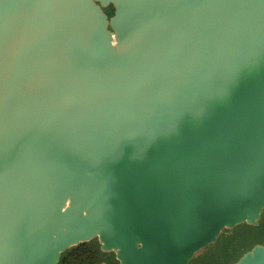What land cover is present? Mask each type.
<instances>
[{"label":"water","instance_id":"95a60500","mask_svg":"<svg viewBox=\"0 0 264 264\" xmlns=\"http://www.w3.org/2000/svg\"><path fill=\"white\" fill-rule=\"evenodd\" d=\"M242 227L264 230V0H0V264L93 241L193 264Z\"/></svg>","mask_w":264,"mask_h":264},{"label":"rangeland","instance_id":"374dc122","mask_svg":"<svg viewBox=\"0 0 264 264\" xmlns=\"http://www.w3.org/2000/svg\"><path fill=\"white\" fill-rule=\"evenodd\" d=\"M229 243L232 244L231 250L232 254H235L234 260L231 263H235L248 249L254 247L258 243H264V230L263 229H248L245 227L238 228L235 230V235L232 237H227L226 239ZM220 243L212 247L208 250V253L212 254L213 256L207 260L210 264L220 262L221 256L223 255V251H220ZM222 250V249H221ZM230 251V249H229ZM203 258L198 257L193 264H202Z\"/></svg>","mask_w":264,"mask_h":264},{"label":"flooded vegetation","instance_id":"af4514ba","mask_svg":"<svg viewBox=\"0 0 264 264\" xmlns=\"http://www.w3.org/2000/svg\"><path fill=\"white\" fill-rule=\"evenodd\" d=\"M84 244L79 246L61 264H118L113 254L104 253L97 244ZM231 254V253H230Z\"/></svg>","mask_w":264,"mask_h":264},{"label":"trees","instance_id":"16d2710c","mask_svg":"<svg viewBox=\"0 0 264 264\" xmlns=\"http://www.w3.org/2000/svg\"><path fill=\"white\" fill-rule=\"evenodd\" d=\"M109 13H112V8L111 9H109V10H107ZM245 228H248V229H253V230H255V228H251V227H245ZM227 239V238H226ZM224 240L223 242H220V245H222V247H220L221 249H220V251H223L224 253H223V255L221 256V259H220V262H216V263H211V264H228V263H231L235 258H234V256H235V254H230V251H229V249L231 248V246H232V244L231 243H229L227 240ZM89 244H94V245H91L92 247H95L96 248V245L95 244H97L96 242H90ZM78 248V247H77ZM76 248V249H77ZM73 251H75V249L73 250ZM72 251V252H73ZM71 252V253H72ZM70 253V254H71ZM69 254V255H70ZM213 255L212 254H208V255H206L203 259V263L202 264H210L207 260H209L211 257H212ZM68 257V256H67ZM67 257H65V258H67ZM64 258V259H65ZM63 259V260H64Z\"/></svg>","mask_w":264,"mask_h":264}]
</instances>
